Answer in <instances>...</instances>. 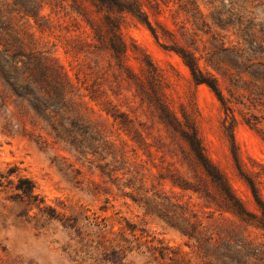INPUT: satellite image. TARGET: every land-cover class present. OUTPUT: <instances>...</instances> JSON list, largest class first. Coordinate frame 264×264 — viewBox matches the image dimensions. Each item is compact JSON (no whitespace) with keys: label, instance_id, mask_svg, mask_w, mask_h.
I'll use <instances>...</instances> for the list:
<instances>
[{"label":"rangeland","instance_id":"1","mask_svg":"<svg viewBox=\"0 0 264 264\" xmlns=\"http://www.w3.org/2000/svg\"><path fill=\"white\" fill-rule=\"evenodd\" d=\"M124 2L138 13L96 0H0V264H96L98 243L108 251L123 245L133 264H165L160 254L171 251L200 264L183 237L145 214L139 198L155 199L160 214L184 206L206 236L264 264V232L226 209L184 143L126 78L156 89L179 120L191 116L234 196L246 212L259 214L241 174L258 176L264 196V96L259 75L245 69L264 63V0ZM105 16L128 46L125 71L90 26ZM182 53L217 80L226 106L194 82ZM6 70L22 90L9 86ZM55 70L73 85L60 101L32 82ZM44 115L74 139L57 133Z\"/></svg>","mask_w":264,"mask_h":264},{"label":"trees","instance_id":"2","mask_svg":"<svg viewBox=\"0 0 264 264\" xmlns=\"http://www.w3.org/2000/svg\"><path fill=\"white\" fill-rule=\"evenodd\" d=\"M96 1L110 8H117L121 11H127L134 14L138 13L136 10H134V8H132V6L128 5L127 2H124V0ZM25 12L34 15V10H26ZM90 21L92 22L90 26L94 28V34L95 38H97V41L109 42L108 50L112 53V58L115 61V66L118 68V70H127V67L123 62V55L127 53L128 46L119 34V25L114 23L112 19L107 16L104 17L103 22L92 19ZM143 22L149 28L151 33L156 38H158L155 30L147 21V19H143ZM109 25L110 28L104 31L105 27H108ZM103 34L106 35L105 38L103 37ZM113 38L117 40V43L113 42ZM253 44L256 45L257 42H253ZM181 58L188 67L194 82L196 84H203L207 86L216 96L218 101L223 106H226V101L219 89L217 80L213 76L203 74L199 69L196 60L188 53H182ZM32 65L38 68L40 64L39 62L32 61ZM236 65V61H230V67L232 69L237 68ZM245 69L249 73L252 72L259 75L260 83H262L263 86H261L259 93H261V96L263 97L264 63L259 62L256 65L248 66ZM150 71L153 76L158 78L160 81V76L157 72V69L152 64H150ZM5 73L6 82L14 91L23 89L21 88L23 85L20 84L18 78L13 76V74L7 70ZM126 78L131 80L134 84L135 91L141 102L147 104V106L150 107L153 112H155L161 124H163V126L171 134L178 137L184 143L193 164L201 171L205 178L210 181L216 192L223 198L226 209L244 220H249L255 225L256 228L264 232V196L260 189V184L263 183L260 182V180H257L259 177L241 174L249 187L259 212V214L251 215L250 213L246 212L241 202L234 196L222 172L207 157L204 146L198 135L196 124L191 116L187 113H183L181 117L182 121L179 120L177 116L170 112L168 106L162 99V95L156 89L145 85L139 77L134 78L133 76L126 74ZM32 79V82H34L36 85H39L40 87L44 84L46 91L52 93L57 101H60L66 92L70 93L73 91V85L70 82V79L60 70H55L53 71V74L48 76L46 74H41L39 79H36L34 76H32ZM27 95L31 99L32 106L37 109V104L33 103V98L35 97L34 94L29 93ZM41 113H44V109L41 110ZM44 117H47V122L51 124L57 133L64 131V134H66V139H74V137L71 136L69 130H67V128H65L62 123H57L49 115H44ZM135 201L144 209L146 215H158L170 229L176 231L181 237H183L186 240L185 245L193 251L197 259L200 261V264H251L247 259L238 256V251H236V249L232 246L222 242L213 241L212 238L206 236V233L200 229V225H196V223L193 221L195 216L187 212L184 206L173 204L171 205L173 208L171 212H164V214H160L161 212L159 207L161 205H159L155 199L139 198ZM123 241L124 244L128 243L127 240ZM110 247H112V249L108 251L103 246V244L98 243V246L96 247L98 249L96 251H100V248L102 251L99 252L98 256L93 258V261L96 262V264H133L131 261L127 260L128 252H122L123 249H127L124 248L123 245L110 244ZM90 254L92 255L91 252ZM160 255V261H163L165 264H189L186 258L180 252L171 251L165 255ZM154 260L156 264H161L160 262L156 261V259Z\"/></svg>","mask_w":264,"mask_h":264}]
</instances>
